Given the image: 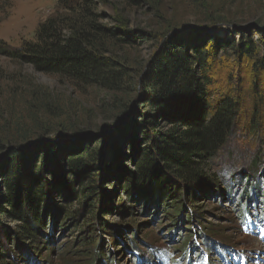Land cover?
Wrapping results in <instances>:
<instances>
[{
  "label": "rangeland",
  "instance_id": "obj_1",
  "mask_svg": "<svg viewBox=\"0 0 264 264\" xmlns=\"http://www.w3.org/2000/svg\"><path fill=\"white\" fill-rule=\"evenodd\" d=\"M60 3L62 0H0V44L19 47L34 42L38 26L54 14L65 11ZM95 11L101 25L112 28L116 37L127 41H108L109 51L106 54L115 56L121 64L118 67L124 71L123 85L117 90L76 83L57 74L37 71L31 64L6 54L0 46L1 143L5 146L36 141L40 137H59L53 142L57 145L54 148L64 145V151L51 149L57 160L50 156L53 155L48 152L50 150L44 148V143L48 144L46 141L17 149L18 161H22L21 155L31 152L30 163L37 166L39 163L44 166L45 163L44 177L56 184L50 191L45 187L48 205L62 210L56 217L58 220L53 231L47 233L49 237L44 234L43 239L36 243L17 239L15 236L21 222L1 216L0 231L6 229L4 237L8 236L10 244L5 238L2 242L11 248L18 244L26 249L18 258L7 259L6 263L32 264L25 261V253H28L40 264H91L93 259L95 264H107L112 258L115 260H111V264H176L174 260L180 253L174 249H180L181 241H194L195 245L203 248L199 236L193 235V232H198L200 224L221 231V237L226 239L214 240L221 249L227 250L226 259L218 258L217 264H264V222L256 218L261 200L247 194L239 198L242 210L250 212V221L242 227L234 199L207 197L204 195L206 189L200 188V194L196 193L193 202L186 200L190 208L201 215L200 218L197 222L192 221L194 226L191 228L190 224H184L188 222L184 220L182 228L175 231L172 239L169 232L173 231L171 220L175 212L172 209L166 212L170 201L155 210L149 208L148 203L135 202L125 196V178L119 179L123 169L136 171L135 164L145 143L144 135L149 132L145 128L148 126L143 113H154L149 110L148 94L141 84V76L152 70L151 65L147 69L148 61L154 56L159 59L168 50L166 44L170 41L186 40L188 37L221 40L224 49L220 47L216 51H208L206 61L209 101L218 99L221 94H229L248 103L250 96L246 90L253 79V63L237 55L234 49L237 44L231 42L243 37L244 43L253 48L252 59L262 53L259 38L264 36V0H104L96 5ZM208 26L212 27L207 29ZM249 37L252 43H249ZM178 93V100L193 99V91ZM40 97H44L45 106L47 103L51 109L53 107L50 113L44 112V118L35 115L40 113L35 108ZM177 99L173 102L174 106H177ZM124 112L126 115L114 125ZM162 122L159 121V126H156L159 132L167 128L166 123L162 126ZM86 138L99 160L94 161L95 167L91 170L96 175L93 180H102L94 208L89 206L91 200H85L79 193L80 182L75 180L73 183L76 190L73 197L69 188L60 184L65 176L73 179L64 164L66 152L75 149L73 145ZM251 156L240 141H228L220 149L210 169L220 173L221 188L238 186L229 177L239 167L245 169L244 165ZM6 157L0 156V164L6 162ZM261 171L264 172V166ZM248 203L251 204L247 207ZM79 208L81 213L70 219L76 214L75 209ZM98 211L103 214L102 217ZM97 214L100 220L98 226L106 230L105 221L111 226V233L98 234L97 228L89 229V223H94ZM156 239L158 243L151 246H161L166 254L145 262L143 252L147 249L146 245ZM100 241L104 244V252L95 257L96 253L93 256L92 252ZM132 241L139 247L134 253H130L128 246V242ZM167 246L171 249L168 250Z\"/></svg>",
  "mask_w": 264,
  "mask_h": 264
},
{
  "label": "trees",
  "instance_id": "obj_2",
  "mask_svg": "<svg viewBox=\"0 0 264 264\" xmlns=\"http://www.w3.org/2000/svg\"><path fill=\"white\" fill-rule=\"evenodd\" d=\"M102 1L104 0H62L61 8L65 11L58 12L41 23L36 30L34 42L19 47L4 44L0 46L6 54L31 64L37 71L57 74L76 83L95 84L109 90H117L124 80V71L118 67L121 64L115 56L106 54L109 51L108 41L109 39L127 41L116 37V32H113L112 28L108 29L98 22L95 7ZM211 27L208 26L207 29ZM242 38L233 40L231 44H237L234 48L237 55L253 63V79L246 90L250 96L248 103L229 94H221L218 99L209 101V85L206 77L208 51H216L220 47L224 49V45L220 44L221 40L213 37L207 39L188 37L186 40L181 38L170 41L166 44L168 50L162 53L159 59L154 56L148 61L147 69L151 65L152 70L146 76H141V84L148 94L146 100L149 110H153L154 113L147 112L145 115L143 113V119L148 126L145 128L149 132L146 131L144 135L145 143L135 164L136 171L123 169L119 179L125 178L126 185L123 186L125 196L135 202L148 203V207H153L155 210L162 207L164 202L170 201L166 212L168 213L169 209L175 212L171 214L173 231L169 232V236L172 239L175 231L182 228L181 224L184 220L188 221L184 224H190L189 228H191L194 226L192 221L197 222L200 218L201 215L196 209L190 208L188 203L196 199V193L200 194V188L206 189L204 195L207 197L221 199L230 197L236 204H241L242 200L239 198L247 194L261 200L259 207L261 212H264V172L261 171L264 166V98L262 97L264 36L259 38L262 53L253 59V48L245 44ZM250 39L251 37L248 38ZM249 43H252V40ZM178 91L183 93L193 91V99L178 100L177 97L180 96ZM32 95H35L34 91ZM176 99L177 106H174L173 102ZM38 103L35 108L36 112L40 113L35 115L44 118V112L50 113L53 107L51 109V105L47 103L46 106L44 105V97H40ZM159 121H163L162 126L167 125L164 131L156 130ZM49 138H37L31 145L46 141L48 144L44 143L46 145L44 148L53 154L51 149L57 146L53 143L56 141L54 138L59 137ZM228 141L242 142L246 152L252 155L247 165H244L245 169L239 167L238 171L229 177L230 181H236L240 189L238 186L221 188L220 173L212 172L210 169L213 158L217 157L220 149ZM1 142L2 140H0V156L6 155L7 160L0 164V218L7 216L8 219L20 221L21 225L15 237L36 243L43 239L44 234L45 237H49L50 234L47 233L53 231V226L58 220L56 217L62 210L48 205L49 199L45 187L50 191L56 187V184L44 177L45 163L44 166L41 163L37 166L28 161L32 158L31 152L25 153V157L21 155L22 161L17 160L16 154L19 153L17 149L31 145L14 143L4 146ZM63 146L54 149L64 151ZM89 146V139L86 138L74 144L75 149L71 148L66 152L64 164L73 179L70 180L65 176L60 180V184L69 188L70 196L73 197L76 193L73 183L75 180L80 182L81 186L77 188L79 193L85 200L90 199L89 206L94 208L102 180H93V176L96 175L95 173L93 175L91 170L95 167L94 161L99 160ZM136 152L139 154L138 147ZM50 156L56 159L54 154ZM91 160H93L92 165ZM56 164L59 165L60 162L57 161ZM224 181L226 183V180ZM250 204L248 203L247 207ZM143 207L147 208L146 205ZM74 212L76 214L70 219L81 213V210L75 209ZM237 212L241 214L244 212L241 206ZM95 218L94 223H89V229L97 228L98 234L112 232L111 226L105 221L103 225L106 230L98 226L100 223L97 219L98 214ZM198 225L200 226L198 232H193V235L199 236L203 248L195 245L194 241H181L180 249H174L180 253L175 260L177 264H181L184 260L188 264L191 260L197 264H216L215 262L218 261L213 256L225 257L226 249H221L214 242L216 239L222 241L223 238L219 233L221 231ZM3 230L6 232V229ZM4 231H0V264H8L7 259L15 260L18 255L24 253L23 250H26L18 244H15L14 248L9 247L10 240L8 236L4 237ZM2 238H5L9 244H4ZM146 242L149 243V240ZM156 243H158L157 239L146 245L147 249L143 252L145 262L153 259L154 254L165 256V250L161 246H151ZM103 246V242L97 243L92 255L96 253L95 257H97V254H103L102 248H105ZM128 246L130 253L139 250L138 245L133 241L128 242ZM167 249L171 247L167 246ZM111 260L107 264H111ZM25 261L40 264L28 253H25ZM91 264H95L94 259Z\"/></svg>",
  "mask_w": 264,
  "mask_h": 264
},
{
  "label": "water",
  "instance_id": "obj_3",
  "mask_svg": "<svg viewBox=\"0 0 264 264\" xmlns=\"http://www.w3.org/2000/svg\"><path fill=\"white\" fill-rule=\"evenodd\" d=\"M126 111V110H125ZM127 112H128V110H127ZM123 115V116H122ZM121 116V118L119 119V120H117L116 122H115V124L114 125H117L121 120H122V118L126 115V112H124L123 114H122ZM113 125V126H114ZM49 139H51V138H49ZM54 139H58V138H54ZM36 141H31V142H28V143H25V146H28V145H31V144H34ZM38 142H40V141H38Z\"/></svg>",
  "mask_w": 264,
  "mask_h": 264
}]
</instances>
